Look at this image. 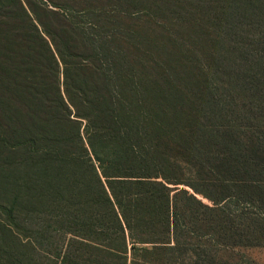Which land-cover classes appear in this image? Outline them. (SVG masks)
Masks as SVG:
<instances>
[{"label":"trees","instance_id":"trees-1","mask_svg":"<svg viewBox=\"0 0 264 264\" xmlns=\"http://www.w3.org/2000/svg\"><path fill=\"white\" fill-rule=\"evenodd\" d=\"M262 106L264 0H0V264H208Z\"/></svg>","mask_w":264,"mask_h":264},{"label":"rangeland","instance_id":"rangeland-1","mask_svg":"<svg viewBox=\"0 0 264 264\" xmlns=\"http://www.w3.org/2000/svg\"><path fill=\"white\" fill-rule=\"evenodd\" d=\"M144 26L142 23V27ZM260 111V118L255 126L264 123V106ZM261 132L258 133L259 140L264 142V129ZM261 158L264 156L255 159L258 166L252 167L248 180L240 177L231 184H207L209 187L204 190L210 197L225 198L218 204V210L210 212L196 203L186 204L191 212L187 221L191 223L195 235L191 243L193 247L211 253L212 259L208 264H264V166H261ZM191 180L200 184L197 178L191 177ZM176 187L193 194L187 186ZM195 196L204 205L213 206L205 197ZM183 221L182 218L181 222ZM176 237H179V233H176Z\"/></svg>","mask_w":264,"mask_h":264}]
</instances>
